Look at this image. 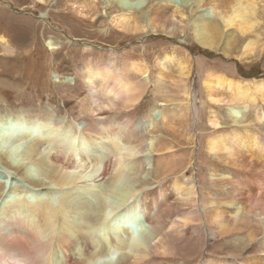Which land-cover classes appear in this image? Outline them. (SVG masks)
Segmentation results:
<instances>
[{"label":"bare ground","instance_id":"6f19581e","mask_svg":"<svg viewBox=\"0 0 264 264\" xmlns=\"http://www.w3.org/2000/svg\"><path fill=\"white\" fill-rule=\"evenodd\" d=\"M108 1H101L109 11L107 17L99 14L95 23L109 20L117 36L180 38L189 31L197 46L225 57L237 55L246 62L264 52V0ZM84 3L88 8L94 5L93 1ZM3 13L7 12L0 6V15ZM49 18L48 13L39 16L42 27ZM13 19L5 20L10 25L1 29L22 30L28 25L33 27L31 38H36L35 28L39 25L32 26L30 20L13 25ZM46 45L51 51L57 49L51 42ZM82 51L88 52L87 56L94 52L88 47ZM166 51L159 56L158 65L161 69L165 64L171 68V82L165 88L166 93L171 90L168 98L174 101L169 112L173 120L183 117L188 124L187 140L202 131L204 104L211 109L206 134L201 133L206 162L212 168L206 179L202 176L201 182L196 180L195 169H189L191 158L173 164L179 171L171 187L180 214H176L170 228L176 223L180 226L165 231L167 217L160 210V200L155 199L156 195L160 198L163 189L165 156L157 155L152 139L143 138V129L156 128L157 121H165L168 116L155 108L136 123L126 115L121 122L109 117L108 112L133 109L150 83L144 65L128 62L130 54L125 65H118V53L111 51L107 54L109 62L87 65L76 74L84 87L82 124L71 115L78 107H65L67 102L62 113L70 115L71 125L62 126L54 115L0 112V177L12 181L6 186L0 180V264H156L157 258L176 255L166 239L171 232L184 231V227L190 231L208 230L209 240L232 235L233 251L245 258L232 255L230 264H264V81H242L230 65H209L198 58L202 94L198 108L188 87L190 61L178 59L185 54L176 47ZM160 72L156 91L164 89L160 84L166 76ZM54 76L62 83L74 81L60 70ZM68 88L73 92L74 87ZM222 106L227 107L224 118L218 112ZM248 106L254 108L252 115L246 116ZM159 107L165 106L162 103ZM67 138L72 141H65ZM140 138L143 148L132 141ZM75 139L104 145L106 152L87 156L78 145L74 146ZM76 157L80 159L78 164ZM200 162L204 165L203 160ZM87 169H91L96 183L91 189L84 181ZM197 172L202 174L200 166ZM154 180L156 191L147 192L148 183ZM115 217L131 219L129 222L142 219L145 225L138 238L129 228L120 229L123 235L118 231L120 227L110 233V220ZM201 221L205 222L203 226ZM100 231L107 233L101 236ZM198 264L214 263L206 260Z\"/></svg>","mask_w":264,"mask_h":264},{"label":"rangeland","instance_id":"374dc122","mask_svg":"<svg viewBox=\"0 0 264 264\" xmlns=\"http://www.w3.org/2000/svg\"><path fill=\"white\" fill-rule=\"evenodd\" d=\"M43 1V3H40V0H0V6L7 12L0 15V39L5 41H0V112L15 113L23 111L39 115L41 113L46 116L54 115V117L60 118L58 119L63 122L62 126H64L66 123L68 125L72 123L70 115H63L62 113L64 110V102H67L65 107H78L79 110L71 111V115L82 124L85 115L81 111L84 110L83 106H85V103L82 99L84 96V87L81 79L77 77L80 69L87 65H103L109 62L110 58L107 57V54L111 51L118 53L117 64L125 65V59L130 54L128 62H137L138 65H144V68L149 72V75H147L150 83L143 93L140 102L133 109L128 112L117 114L108 112V115L109 117L120 119V122L123 120V115H126L135 119L136 123L144 120L152 109L156 108L166 112L168 116L167 120H158L157 127L154 129H143V138L146 140L148 138L152 139L153 148L154 150L156 149L157 155L165 156L162 161V165H165L163 172V177L165 178L164 184L162 185L163 189L160 198L156 195L155 199L158 198L160 200V202L158 201L160 210L162 214L167 217L165 231L169 230L170 232L174 230L175 227L180 226L178 223H176L177 225L175 224L174 228L170 227L172 226V222L176 220V214H180V211L178 207H175L176 197L171 187L173 178L179 171L173 164L174 161H176L175 164L178 161H182L181 159H184L186 163L187 158H191L189 160V164H191L189 169H191V171L195 169L196 180L200 181L202 176L206 179V174L208 175L212 168L206 162L208 161L207 152L203 140L201 139V133H205L208 129L206 120L208 112L209 110L211 111V109L208 108L209 105L204 104L206 120L204 125L200 127L202 131L199 130L193 134L191 140H187L190 138L187 127L188 124H186L183 117H181L180 120L175 117L173 120V115L169 112L174 101L168 98L171 94V90L169 93H166L168 90H165V88H169V82H171V80H169L172 76L171 68L168 64H165V69L163 66L161 69L158 65L159 56L166 50L168 51V47H176L185 54L179 55L177 58H186L191 63L192 70L188 81V87L190 92L195 95L197 99L196 104L199 108L202 94L199 87L200 76L196 66V60L198 58H201L209 65L215 63L219 65H230L238 79L246 82H253L260 80L264 81V52L258 57L256 56L246 62L236 58L237 55L225 57L223 54L203 50L201 47L197 46L192 41L189 31L186 32L187 34L185 33L184 37L180 38L164 35L153 36L151 34H139L127 37L117 36L116 34L118 33L112 29L108 22L109 20L104 21L103 24L98 22L95 23L99 14L102 15L103 18L107 17L106 13H109V11H107L104 6L109 2L108 0H105L106 2H104V5L101 2L102 0H86L93 1L94 5L89 4L90 8L85 6V0ZM174 1L178 2V0ZM124 3L127 2L125 1ZM96 8H98V10ZM42 13H48L50 15L49 20L46 19V23L44 24L46 27L49 26L50 28L41 26L42 24L38 18ZM11 17L14 18L11 22L13 25L26 24L25 20H30L32 26L39 25L35 28L36 38H31L30 35L33 32V27L28 25L21 27L22 30L1 29L6 28L9 23L5 20ZM48 42H51L53 44L52 46L57 49L52 51L49 50L46 45ZM68 42L72 43V47L67 45L69 44ZM73 47H76L78 50ZM83 47L92 48L94 50L92 56L85 55V53L88 52L82 51L85 49ZM97 48H99V50H96ZM66 55L71 58V62L70 60L68 61ZM58 63L59 65H56ZM58 70L66 72V74L74 77V81L62 83V80L54 76L58 73ZM160 70L165 73L162 74V76H166L160 84L162 86L164 85V89L156 91L155 81L158 79V74L161 75ZM74 82L76 83L73 86ZM68 87H74L73 92L68 91ZM170 96H172V94ZM162 103L165 106L164 108L159 107ZM257 107L261 108L260 105ZM253 108L254 106H248V108L245 109L246 116L252 115ZM262 108H264V106ZM218 112L221 117L224 118L223 116L227 112V107H220ZM65 137L66 136H63L62 138ZM207 137L208 135H205L204 139L206 140ZM67 140L72 141L71 138H67L65 141ZM142 140L143 139L140 138L137 139V141H132L133 143H137L136 145H141L143 148L144 144ZM79 141L80 140L75 139L73 142L74 146L78 145L87 156H99L106 152L104 145L98 146L87 141ZM189 152H191V156ZM76 158L75 161L77 164L80 163V159ZM202 160L204 161V165L200 162ZM154 165L156 166L155 162ZM216 165H219V163H216ZM198 166L201 167V175L197 172ZM90 170L91 169H87V171L83 172L85 185L89 189L94 188V184H96ZM0 180L6 182V186L10 185L9 182H12L2 177H0ZM156 181L157 180H154L148 183L147 192L154 193L156 191ZM206 188H208V186H206ZM203 192L206 191L203 190ZM198 193L202 196L200 185ZM164 195L165 198H162ZM58 196L59 195H56L55 198H58ZM196 198L195 201H197L195 203L198 209L200 208L198 206L199 197L197 196ZM118 219L119 223H117ZM111 220V226L109 227L111 228V232L109 231L110 233L120 227L118 231L123 235L124 232H121L120 229L129 228L131 231L133 230V236L135 234L136 238L140 235L141 228H143L142 226L145 225L142 219L140 220L141 222H137V220L129 222L131 219L126 220L120 217H115L112 221ZM200 223L203 226L205 222L201 221ZM186 228L184 227V231L181 229L174 234L171 232V235L166 239L167 245L174 248L176 255L173 257L166 256L162 260L157 258L156 264H198L206 260H212L214 264L217 263L216 261L223 264H230L229 262L232 255L238 254L234 252V248H232L234 246L232 244V235L231 238L228 235L209 240L208 230L199 229L195 230V232L194 230L190 231L189 228ZM100 232H102L100 233L101 236H105V233H107V231ZM240 235L241 234L238 236ZM241 236H243V234ZM238 256H240V258H245V255L242 254H238Z\"/></svg>","mask_w":264,"mask_h":264}]
</instances>
